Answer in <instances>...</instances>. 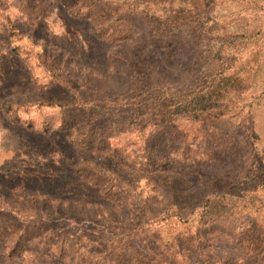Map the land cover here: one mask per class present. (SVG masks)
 Listing matches in <instances>:
<instances>
[{
	"label": "rangeland",
	"instance_id": "374dc122",
	"mask_svg": "<svg viewBox=\"0 0 264 264\" xmlns=\"http://www.w3.org/2000/svg\"><path fill=\"white\" fill-rule=\"evenodd\" d=\"M0 264H264V0H0Z\"/></svg>",
	"mask_w": 264,
	"mask_h": 264
},
{
	"label": "trees",
	"instance_id": "16d2710c",
	"mask_svg": "<svg viewBox=\"0 0 264 264\" xmlns=\"http://www.w3.org/2000/svg\"><path fill=\"white\" fill-rule=\"evenodd\" d=\"M219 92H222V90H219ZM210 96H215V97H217L218 96V91L217 90H215L213 93H211V95Z\"/></svg>",
	"mask_w": 264,
	"mask_h": 264
}]
</instances>
